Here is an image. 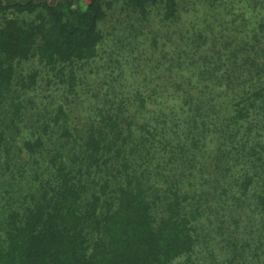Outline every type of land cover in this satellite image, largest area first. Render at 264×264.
I'll use <instances>...</instances> for the list:
<instances>
[{
    "label": "trees",
    "instance_id": "1",
    "mask_svg": "<svg viewBox=\"0 0 264 264\" xmlns=\"http://www.w3.org/2000/svg\"><path fill=\"white\" fill-rule=\"evenodd\" d=\"M202 222L264 264V0H0V264L190 262Z\"/></svg>",
    "mask_w": 264,
    "mask_h": 264
},
{
    "label": "rangeland",
    "instance_id": "2",
    "mask_svg": "<svg viewBox=\"0 0 264 264\" xmlns=\"http://www.w3.org/2000/svg\"><path fill=\"white\" fill-rule=\"evenodd\" d=\"M124 18L123 14L120 12L115 13L111 19L107 23V28L110 31H113L114 26L116 25L118 20H122ZM114 35L111 37V41L117 42L119 40L118 34L113 32ZM112 45H108L104 47L101 51V58L105 60L106 58H110L113 56L114 49L111 47ZM104 62H108L105 60ZM211 223V222H210ZM200 227V235L198 236V247L196 252L193 255V259L190 262L186 261V258L180 259L176 264H211L215 262V264H230L231 260L229 257L233 256L232 251L227 246V251H224V256L222 257L220 254L216 255V251L218 248L222 249V245L227 243L228 234L220 235L217 239L216 235L218 234L217 229L207 222L203 223ZM229 245V244H227ZM216 255V256H215ZM228 256V257H227ZM238 261V260H236ZM233 264H239L238 262H234Z\"/></svg>",
    "mask_w": 264,
    "mask_h": 264
}]
</instances>
